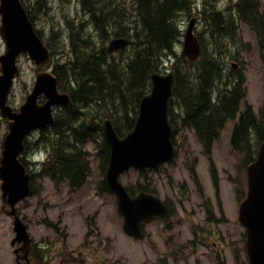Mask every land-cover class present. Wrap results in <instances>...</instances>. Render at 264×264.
Masks as SVG:
<instances>
[{
    "label": "rangeland",
    "instance_id": "1",
    "mask_svg": "<svg viewBox=\"0 0 264 264\" xmlns=\"http://www.w3.org/2000/svg\"><path fill=\"white\" fill-rule=\"evenodd\" d=\"M35 1L23 0L30 10L33 8V12ZM123 1L131 10L132 0ZM259 1L264 10V0ZM45 2L50 10L35 13L33 23L44 41L53 39L54 43V38L58 41L60 45L55 47L57 57L65 59L70 49L68 22L79 24L88 19L84 14L83 0ZM228 2L197 0L191 14L180 16L178 21L183 38L176 49L178 56L183 51L184 37L191 20L197 19L195 33L208 45L209 37L202 22L205 7L215 4L224 10ZM114 39H109L107 48ZM5 50L6 44L0 35V56ZM230 50L239 59L225 61L229 68L236 64V71L246 70L247 103L261 116L264 113V58L258 40L248 26L240 27L238 44L231 45ZM176 61L175 58L167 59L160 72L166 74L175 69ZM19 68L21 73L15 80L9 99V104L15 109L25 103L38 73L34 62L26 55L19 58ZM245 107L244 101L240 112ZM235 123L236 120L227 122L213 152L220 177V201L216 197L211 167L202 154V146L193 130L185 128L181 119L177 120L179 132L175 138L173 162L161 170L147 171L149 179L141 178L136 171L122 176V182L128 188L134 189L149 182L155 194L173 208L172 215L166 220H152L145 224L146 235L142 240H134L125 234L115 197L98 191L102 173L94 145L89 143L86 146L92 161L91 176L83 188L73 189L68 182L56 184L48 175L40 173L39 163L46 160L45 142L40 141L42 132H34L28 139V148L23 156L31 173L36 175L32 180L36 193L17 205L18 215L28 225L34 240V249L47 264H60L62 260L64 264H249L246 230L238 222L243 200L238 194L247 193V171L243 156L231 148ZM7 133V123L1 120L0 163ZM1 186L0 178V264H16V247L12 245L16 236L14 221L2 212Z\"/></svg>",
    "mask_w": 264,
    "mask_h": 264
},
{
    "label": "trees",
    "instance_id": "2",
    "mask_svg": "<svg viewBox=\"0 0 264 264\" xmlns=\"http://www.w3.org/2000/svg\"><path fill=\"white\" fill-rule=\"evenodd\" d=\"M229 1L224 10L215 4L205 7L202 22L209 37L208 45L199 37L202 55L197 62H191L177 55V46L183 38L178 19L185 13L191 14L197 0H132L131 10L123 0H83L88 19L79 24L68 22L70 49L65 59L57 57L55 47L60 44L55 38L54 43L53 39L44 41L54 57L52 72L58 78L59 89L69 93L72 102L56 113L50 128L41 131L46 160L40 164V173L56 184L64 181L73 189L83 188L92 173L90 153L86 150L92 143L102 173L98 191L110 193L106 173L111 148L103 121L111 119L120 136L131 131L141 100L150 91L152 74L172 58L177 60L178 78L171 111L175 135L179 132L177 120L181 119L185 128L195 132L205 154L212 158L215 143L227 122L236 120L230 140L232 148L243 155L245 167L254 162L264 142V113L257 115L246 101V70L229 68L225 59H239L230 46L238 44L242 25L254 33L264 58V10L259 0ZM25 7L32 22L35 13L50 10L45 0L35 1L34 12L28 5ZM37 33L42 38L41 32ZM110 38H127L131 44L110 54L107 48ZM244 101L245 110L240 112ZM27 148L26 144L25 151ZM21 160L28 165L26 158ZM211 166L220 193L213 160ZM138 175L149 179L147 171ZM151 185L146 182L128 190L132 195L140 191L155 194ZM35 193L32 184L31 195ZM239 198H245V193H240ZM34 256L44 259L37 250Z\"/></svg>",
    "mask_w": 264,
    "mask_h": 264
},
{
    "label": "water",
    "instance_id": "3",
    "mask_svg": "<svg viewBox=\"0 0 264 264\" xmlns=\"http://www.w3.org/2000/svg\"><path fill=\"white\" fill-rule=\"evenodd\" d=\"M0 23V35L6 44L5 53L0 56V113L9 127L0 166L5 203L2 212L14 219L16 236L12 245H20L15 250L17 264L23 261L30 264L33 240L28 225L18 215L17 205L31 195L32 176L21 157L28 136L53 125L55 109L67 108L72 98L59 90L58 78L50 70L53 56L38 36L22 0H0ZM196 24L197 19H192L182 52V56L192 62L202 54V45L195 33ZM130 43L127 38H116L111 41L109 52L123 51ZM21 55L29 56L39 72L32 92L17 112L9 104V98L15 79L20 75ZM177 82L176 70L152 74L151 91L142 98L136 124L125 136H119L110 119L103 122L111 148L107 184L123 217L124 232L136 240L145 236L144 222L165 218L169 210L161 198L153 194L140 192L132 196L121 182V176L131 169H155L172 161L174 129L170 114ZM41 98H44L43 103H40ZM247 181L248 193L240 206L239 223L246 229L250 264H264V142L259 147L256 160L247 168Z\"/></svg>",
    "mask_w": 264,
    "mask_h": 264
},
{
    "label": "flooded vegetation",
    "instance_id": "4",
    "mask_svg": "<svg viewBox=\"0 0 264 264\" xmlns=\"http://www.w3.org/2000/svg\"><path fill=\"white\" fill-rule=\"evenodd\" d=\"M202 154L205 156V158L208 160V162H209V164H210V167H211V169H210V171H211V176H212V180H213V185H214V189H215V192H216V197L218 198V200L220 201V193H218L217 192V189H216V187H215V182H214V178H213V175H212V166H211V158H209L206 154H205V152H204V149L202 148ZM193 174H194V177H195V179H196V183L198 184V180H197V171L194 169L193 170ZM218 177H219V172H218ZM239 180H240V178H238V180H237V182H239ZM219 184H220V177H219ZM199 185V184H198ZM239 191V190H238ZM238 197H240V192H239V194H238ZM241 199V198H240ZM243 201V200H242ZM241 201V202H242ZM165 203H166V206L168 207V210H169V214H168V217L169 216H171L172 215V213H173V208H172V206L168 203V202H166L165 201ZM221 210H222V208H221ZM209 214H210V210H209ZM211 215V214H210ZM167 217V218H168ZM167 218H164V219H159V220H161V221H164V220H166ZM41 262V260L40 259H37V257L36 256H34V247H33V250H32V252L30 253V264H39ZM25 264V263H24ZM27 264V263H26ZM223 264V263H222Z\"/></svg>",
    "mask_w": 264,
    "mask_h": 264
},
{
    "label": "bare ground",
    "instance_id": "5",
    "mask_svg": "<svg viewBox=\"0 0 264 264\" xmlns=\"http://www.w3.org/2000/svg\"><path fill=\"white\" fill-rule=\"evenodd\" d=\"M117 53V52H116Z\"/></svg>",
    "mask_w": 264,
    "mask_h": 264
}]
</instances>
